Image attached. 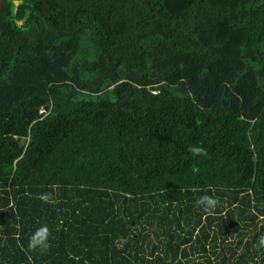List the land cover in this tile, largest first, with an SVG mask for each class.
Masks as SVG:
<instances>
[{"label":"trees","instance_id":"1","mask_svg":"<svg viewBox=\"0 0 264 264\" xmlns=\"http://www.w3.org/2000/svg\"><path fill=\"white\" fill-rule=\"evenodd\" d=\"M262 237L264 0L4 1L0 264H264Z\"/></svg>","mask_w":264,"mask_h":264},{"label":"clouds","instance_id":"2","mask_svg":"<svg viewBox=\"0 0 264 264\" xmlns=\"http://www.w3.org/2000/svg\"><path fill=\"white\" fill-rule=\"evenodd\" d=\"M190 151L203 154L204 149L203 148H192V149H190ZM203 202H208L209 204H214L215 203V201L211 200V198H209V197H202L200 199V201H197L198 204L199 203H203ZM260 243L264 244V237L261 238Z\"/></svg>","mask_w":264,"mask_h":264},{"label":"water","instance_id":"3","mask_svg":"<svg viewBox=\"0 0 264 264\" xmlns=\"http://www.w3.org/2000/svg\"><path fill=\"white\" fill-rule=\"evenodd\" d=\"M4 1H5V0H0V9H1V7H2Z\"/></svg>","mask_w":264,"mask_h":264},{"label":"rangeland","instance_id":"4","mask_svg":"<svg viewBox=\"0 0 264 264\" xmlns=\"http://www.w3.org/2000/svg\"><path fill=\"white\" fill-rule=\"evenodd\" d=\"M16 3H18V2H16Z\"/></svg>","mask_w":264,"mask_h":264}]
</instances>
